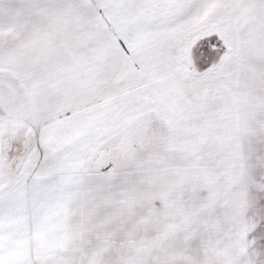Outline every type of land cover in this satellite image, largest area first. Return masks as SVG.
I'll use <instances>...</instances> for the list:
<instances>
[{"label": "snow or ice", "instance_id": "1", "mask_svg": "<svg viewBox=\"0 0 264 264\" xmlns=\"http://www.w3.org/2000/svg\"><path fill=\"white\" fill-rule=\"evenodd\" d=\"M0 264H264V0H0Z\"/></svg>", "mask_w": 264, "mask_h": 264}]
</instances>
